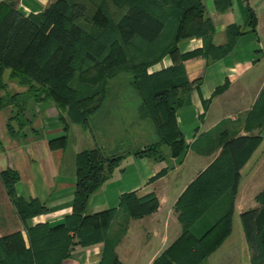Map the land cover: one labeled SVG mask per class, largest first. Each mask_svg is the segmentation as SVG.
Wrapping results in <instances>:
<instances>
[{
	"label": "trees",
	"instance_id": "obj_1",
	"mask_svg": "<svg viewBox=\"0 0 264 264\" xmlns=\"http://www.w3.org/2000/svg\"><path fill=\"white\" fill-rule=\"evenodd\" d=\"M204 0H54L42 13L23 16L16 1L0 3V109L11 106L7 122L10 135L23 138L20 129L30 123L26 111L30 103L51 101L60 119L64 114L82 128L104 104L109 79L120 70L130 74L131 85L141 99L140 115L151 120L156 141L127 152L99 153L84 149L75 156V189L72 213L55 226L38 223L25 228L29 246L20 231L0 236V264H61L71 256L74 245L103 244L99 264H123L115 247L118 233L109 232L113 210L86 214L90 196L108 180L126 154L156 161L165 159L162 146L180 157L185 149L175 112L194 84L185 73V62L196 57L210 61L228 55L243 28H226V43L213 47L214 27L206 14ZM219 11L231 0H215ZM256 18L248 8L246 27L254 30ZM197 36L206 48L180 53L181 39ZM169 55L172 66L151 74L147 69ZM26 90L6 92L3 73ZM227 84L216 88L222 92ZM12 121L19 131L15 130ZM264 128V88L246 120L248 133L220 137V151L176 200L174 210L181 226L179 237L152 264H203L230 234L240 170L261 142ZM64 134L49 139L51 149H64ZM256 131V133H254ZM163 171L154 178L160 177ZM0 179L15 211L27 219L48 211L38 199L16 193L18 172L7 168ZM259 206L240 214L246 242L252 249L251 264H264V188L255 196ZM120 207L128 217L140 219L157 210V197H138L134 192L121 196ZM77 236L74 241L70 233Z\"/></svg>",
	"mask_w": 264,
	"mask_h": 264
},
{
	"label": "crops",
	"instance_id": "obj_2",
	"mask_svg": "<svg viewBox=\"0 0 264 264\" xmlns=\"http://www.w3.org/2000/svg\"><path fill=\"white\" fill-rule=\"evenodd\" d=\"M8 1L0 0V3ZM15 1L17 11L23 16L40 14L54 2ZM203 3L214 27L210 40L213 47L226 43L227 26L235 24L244 30L228 55L214 61L196 57L185 62L188 80L200 79V82L191 87L184 104L175 112L176 123L186 145L184 153L174 158L169 147L163 145L165 159L161 161L126 154L112 176L90 196L87 203L88 215L114 211L109 232L119 235L115 252L123 264H152L179 237L181 226L174 210L176 200L217 156L221 136L231 138L248 134L246 120L264 88V0H231V5L223 11L217 9L215 0H204ZM248 8L256 18L254 30L246 27ZM177 47L180 53H186L206 48V42L201 37L192 36L181 39ZM172 64V58L165 55L149 66L147 73L161 71ZM8 74L6 69L3 79L8 90L24 92V86L7 81ZM224 84H227L225 90L214 94L216 88ZM107 87L104 104L97 114L90 117L88 128L72 122L66 114L63 120L60 119L54 104L44 100L28 105L26 117L30 123L20 129L24 137L17 139L7 129L12 107L0 109V172L7 168L16 170L19 175L17 195L26 199L36 198L48 208L47 212L27 219L24 224L0 179V236L20 231L28 247L26 226L38 223L55 226L64 222L65 217L72 213L75 156L78 152L96 149L102 154L122 153L156 141L151 120L140 115L141 99L131 85V77L114 76L108 80ZM131 97L136 99L132 106L135 117L124 124L121 111L125 107L121 102ZM65 124L68 125L65 148L51 149L49 139L63 135ZM12 125L19 131L13 121ZM128 134L131 142L126 145L121 138ZM260 137L261 142L240 170L233 216L238 214L240 217L241 213L258 207L254 197L264 188V128ZM160 171L163 174L154 178ZM129 192L138 197L154 194L159 202L157 210L140 219L128 217L119 204L121 196ZM251 195L252 199L249 198ZM70 235L77 241L73 232ZM243 239L247 245L244 231ZM102 255V243L86 247L76 244L71 256L61 264H99Z\"/></svg>",
	"mask_w": 264,
	"mask_h": 264
},
{
	"label": "rangeland",
	"instance_id": "obj_3",
	"mask_svg": "<svg viewBox=\"0 0 264 264\" xmlns=\"http://www.w3.org/2000/svg\"><path fill=\"white\" fill-rule=\"evenodd\" d=\"M115 76L119 78H123L130 76V74L123 69L120 70V72H118L117 75ZM7 77H8L6 78L7 81H13L9 79V74ZM3 83L6 84L7 82L3 79ZM4 92L5 90H0V95L4 94ZM6 92L14 93L13 91L8 90L7 84H6ZM121 103L125 107V109L121 111V119L124 124H128L129 122H131V119L135 117L134 109L132 106H134V104L136 103V99L131 97L128 98L127 100L122 101ZM96 133L98 134L97 131ZM128 137H130V134H128V136L126 137H122L121 138L122 143L129 145L130 144L129 142L131 141ZM243 182H244V178L243 181L241 182V185H243ZM249 198L252 199V195L249 196ZM251 255H252V249L246 245L243 239V231H242L240 217L238 214H235L232 217V231L230 236L223 242V244L214 253H212L206 259V261L203 264H251L249 260V257Z\"/></svg>",
	"mask_w": 264,
	"mask_h": 264
}]
</instances>
